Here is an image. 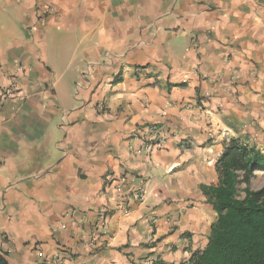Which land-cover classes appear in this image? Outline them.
I'll use <instances>...</instances> for the list:
<instances>
[{
  "label": "crops",
  "instance_id": "obj_1",
  "mask_svg": "<svg viewBox=\"0 0 264 264\" xmlns=\"http://www.w3.org/2000/svg\"><path fill=\"white\" fill-rule=\"evenodd\" d=\"M232 137L264 154V0H0L8 264L185 263Z\"/></svg>",
  "mask_w": 264,
  "mask_h": 264
},
{
  "label": "trees",
  "instance_id": "obj_2",
  "mask_svg": "<svg viewBox=\"0 0 264 264\" xmlns=\"http://www.w3.org/2000/svg\"><path fill=\"white\" fill-rule=\"evenodd\" d=\"M214 170L216 184L201 190L217 217L206 246L183 264H264V185H253L264 171V154L238 138L225 139ZM0 264H8L3 254Z\"/></svg>",
  "mask_w": 264,
  "mask_h": 264
},
{
  "label": "built area",
  "instance_id": "obj_3",
  "mask_svg": "<svg viewBox=\"0 0 264 264\" xmlns=\"http://www.w3.org/2000/svg\"><path fill=\"white\" fill-rule=\"evenodd\" d=\"M45 10H46V12H51V11H52V9L49 8V7H46ZM3 95H4L5 98H10V97H12L13 95H15V87H14V85H10L9 88H6V89H5V92H4ZM104 107H105V106H104V103L101 102V103L99 104V108H100L101 110H103ZM150 132L153 133V134L155 133L153 127L150 128ZM158 144H159L158 142H156V143H155V142H152V143H150L149 145H147L146 148H147L148 150H151L152 148L158 147V146H159ZM134 194H135V198H136L138 201H143V199H144V191L142 190L141 187L137 188V190H136V192H135ZM99 228H100V229L104 228V225H103L102 222L99 224Z\"/></svg>",
  "mask_w": 264,
  "mask_h": 264
},
{
  "label": "rangeland",
  "instance_id": "obj_4",
  "mask_svg": "<svg viewBox=\"0 0 264 264\" xmlns=\"http://www.w3.org/2000/svg\"><path fill=\"white\" fill-rule=\"evenodd\" d=\"M258 176H259V178L257 180H254V182H253V185H254L255 188H259L264 183V172L263 173H259Z\"/></svg>",
  "mask_w": 264,
  "mask_h": 264
}]
</instances>
